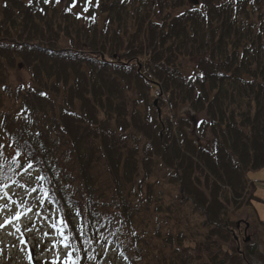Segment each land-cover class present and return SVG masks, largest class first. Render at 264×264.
Listing matches in <instances>:
<instances>
[{
	"label": "trees",
	"instance_id": "1",
	"mask_svg": "<svg viewBox=\"0 0 264 264\" xmlns=\"http://www.w3.org/2000/svg\"><path fill=\"white\" fill-rule=\"evenodd\" d=\"M184 1L97 0L104 19L86 25L49 1L0 0V178L16 151L34 157L80 264L104 246L126 264L264 258L232 217L264 170V0L177 14ZM18 65L32 85L12 91ZM193 114L205 119L190 131Z\"/></svg>",
	"mask_w": 264,
	"mask_h": 264
},
{
	"label": "rangeland",
	"instance_id": "2",
	"mask_svg": "<svg viewBox=\"0 0 264 264\" xmlns=\"http://www.w3.org/2000/svg\"><path fill=\"white\" fill-rule=\"evenodd\" d=\"M27 4H30L33 0H25ZM49 4H56L59 8H66L72 12L78 14L80 18L89 25L92 18L94 20H102L104 17L99 13L94 12L93 6H97V0H48ZM223 3H237L238 0H221ZM201 0H185L183 8L177 11V14H181L186 10L194 8H202ZM95 13V14H94ZM89 16V18H87ZM62 47H69L67 40H62ZM197 64L196 59L183 60L182 67L187 75H192ZM8 86L12 91H16L19 88L27 89L32 85V76L30 71L22 65H18L15 69L9 71ZM131 99L135 98L134 94L130 95ZM8 103L6 111L15 109L18 105L7 98ZM182 114L189 116L190 112L187 108L182 110ZM194 125L190 131H193L195 127L199 126L205 119V115H195ZM9 151L4 152V156ZM15 156V155H14ZM15 176L16 184H10L8 189L10 192V203L15 201V205L12 203L8 205V214L10 215L13 210H20L26 213L25 218L20 222L21 233H16L14 228H7L6 230H0V264H29L26 252L31 250L34 257L35 264H47V262L53 260L54 256L58 252L61 259L64 258L66 252H63L62 247H58L55 250H49L53 242V239H46L43 233H49L52 238H57V233L53 228L52 224L57 221L59 214L46 201L40 204L36 199L38 196H42L39 191L37 193H30L32 187L39 188L40 182H37L36 177L38 174L29 170L28 173L23 172V168L17 170ZM250 181H252L258 191L256 193V202L252 206L237 211L233 214V220L237 225V233L242 240L250 239L255 242L256 248L262 253L264 257V170L258 172H252L248 175ZM23 185L24 187H21ZM1 205V204H0ZM3 205V204H2ZM32 207L33 212H39V216H35L32 213L27 212V208ZM3 214H0V217ZM27 216H32V219H27ZM59 226V225H58ZM247 234H245L246 228ZM32 228V231L27 229ZM12 233V234H9ZM19 238H23L27 242V248L25 245L20 244ZM119 250L111 247H105L101 254L95 261H91L90 264H125L120 257ZM253 264H264V258L259 260L258 258L253 259Z\"/></svg>",
	"mask_w": 264,
	"mask_h": 264
},
{
	"label": "snow or ice",
	"instance_id": "3",
	"mask_svg": "<svg viewBox=\"0 0 264 264\" xmlns=\"http://www.w3.org/2000/svg\"><path fill=\"white\" fill-rule=\"evenodd\" d=\"M47 3L48 0H45ZM59 2V0H57ZM43 95V94H41ZM11 147V145H8ZM4 146L0 145V149H2ZM17 148H22V145H19L17 143L16 145ZM4 153L3 151H0V156H3ZM27 155H30L27 154ZM21 153L19 151H16V155L12 158L11 163L8 165V170L13 173V176L16 174L17 169L23 168L24 173H28L29 170L34 168V163L33 159H28L25 161L23 164L21 163L20 160ZM3 165L0 164V168H2ZM13 176H8L4 175L2 178L3 183H0V199L5 200V203L3 205H0V214H3L2 217H0V230H6L7 228L11 227L14 228L16 233H21V224L20 222L25 218L26 213L20 210H13L11 214H8V202L11 200V197L9 196L8 189L10 187L8 181H11L12 184H16L17 181L13 179ZM37 182H42V181H47L48 183H51V181L48 179L47 176L45 175H38L36 177ZM21 187H24L23 185H20ZM42 193V196L36 197V199L39 201L40 204H43L45 201H49L50 199V191L48 189H45L44 187L40 186L39 188L37 187H32L30 190V193H37V192ZM13 205H15V201H11ZM28 213H32L35 216H39V212H33L32 207L27 208ZM76 215L79 216L81 213L79 211L76 212ZM27 219L31 220L32 216H27ZM59 225V226H58ZM52 228L59 233V236L57 238H52L49 233H43V236L46 239H53V242L50 246L49 250H55L58 247H62L65 249L66 254L63 259H61L59 253L57 252L56 255L54 256L53 260L47 262V264H80L81 258L77 255L74 256V253L79 251V248L77 247L76 244L71 243L72 239L74 238L73 235L68 231V225L66 222V219L64 218H58L57 221H55L52 224ZM28 231H32V228L27 229ZM78 232L83 233V228H78ZM12 234V233H9ZM103 241H107V237L101 238ZM19 242L22 245H25V248H27V242L23 238H19ZM86 244H90L91 241L85 240ZM2 252V250H0ZM27 259L29 261V264H33V253L29 249L26 252ZM93 258V257H89Z\"/></svg>",
	"mask_w": 264,
	"mask_h": 264
}]
</instances>
